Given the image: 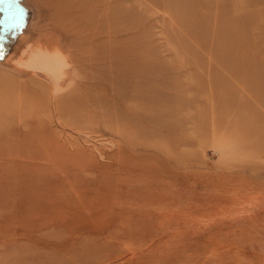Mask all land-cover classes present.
<instances>
[{"label":"rangeland","instance_id":"rangeland-1","mask_svg":"<svg viewBox=\"0 0 264 264\" xmlns=\"http://www.w3.org/2000/svg\"><path fill=\"white\" fill-rule=\"evenodd\" d=\"M17 2L0 264H264V0Z\"/></svg>","mask_w":264,"mask_h":264},{"label":"water","instance_id":"water-1","mask_svg":"<svg viewBox=\"0 0 264 264\" xmlns=\"http://www.w3.org/2000/svg\"><path fill=\"white\" fill-rule=\"evenodd\" d=\"M24 11L17 0H0V57L8 36L21 26Z\"/></svg>","mask_w":264,"mask_h":264}]
</instances>
